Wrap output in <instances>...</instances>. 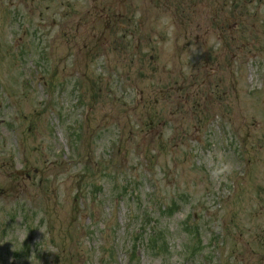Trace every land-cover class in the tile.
<instances>
[{"label": "rangeland", "instance_id": "rangeland-1", "mask_svg": "<svg viewBox=\"0 0 264 264\" xmlns=\"http://www.w3.org/2000/svg\"><path fill=\"white\" fill-rule=\"evenodd\" d=\"M154 1L0 0V264H264V0Z\"/></svg>", "mask_w": 264, "mask_h": 264}, {"label": "clouds", "instance_id": "clouds-1", "mask_svg": "<svg viewBox=\"0 0 264 264\" xmlns=\"http://www.w3.org/2000/svg\"><path fill=\"white\" fill-rule=\"evenodd\" d=\"M202 163L207 168L209 178L214 183L226 182L236 170L235 163L219 150L205 154L202 157Z\"/></svg>", "mask_w": 264, "mask_h": 264}]
</instances>
